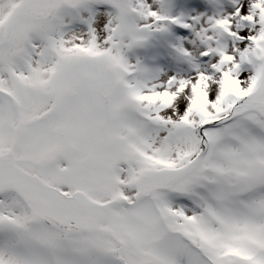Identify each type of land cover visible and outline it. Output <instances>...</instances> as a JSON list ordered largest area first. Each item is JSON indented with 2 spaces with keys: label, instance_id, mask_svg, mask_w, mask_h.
Wrapping results in <instances>:
<instances>
[{
  "label": "snow or ice",
  "instance_id": "6c2138e0",
  "mask_svg": "<svg viewBox=\"0 0 264 264\" xmlns=\"http://www.w3.org/2000/svg\"><path fill=\"white\" fill-rule=\"evenodd\" d=\"M0 264H264V0H0Z\"/></svg>",
  "mask_w": 264,
  "mask_h": 264
}]
</instances>
